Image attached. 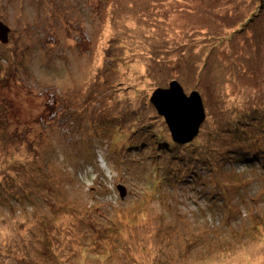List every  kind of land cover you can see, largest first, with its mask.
Returning <instances> with one entry per match:
<instances>
[{
	"label": "rangeland",
	"instance_id": "obj_1",
	"mask_svg": "<svg viewBox=\"0 0 264 264\" xmlns=\"http://www.w3.org/2000/svg\"><path fill=\"white\" fill-rule=\"evenodd\" d=\"M1 21L0 264H264V0H0ZM148 75L206 93L192 142Z\"/></svg>",
	"mask_w": 264,
	"mask_h": 264
},
{
	"label": "water",
	"instance_id": "obj_2",
	"mask_svg": "<svg viewBox=\"0 0 264 264\" xmlns=\"http://www.w3.org/2000/svg\"><path fill=\"white\" fill-rule=\"evenodd\" d=\"M8 28L0 22V40L7 41ZM150 103L159 116L164 118L172 140L179 144H188L194 140L200 126L206 120V113L200 93L196 90L185 93L178 80H172L167 87H157L150 95ZM120 197L125 190L118 185Z\"/></svg>",
	"mask_w": 264,
	"mask_h": 264
},
{
	"label": "trees",
	"instance_id": "obj_3",
	"mask_svg": "<svg viewBox=\"0 0 264 264\" xmlns=\"http://www.w3.org/2000/svg\"><path fill=\"white\" fill-rule=\"evenodd\" d=\"M2 22V21H1ZM3 23V22H2ZM3 24H5V23H3ZM7 26V25H6ZM8 40H9V35H8ZM3 43V42H2ZM8 57L9 56H7L4 60H5V63H6V61L8 60ZM1 60V59H0ZM3 61V60H2ZM4 64L0 61V71H2V70H4ZM5 67H6V65H5ZM157 68H159V66L158 65H155V66H153L152 67V71L154 70V69H157ZM148 77L150 78V80L152 81V82H150V95H151V93H152V91L154 90L152 87H153V83H154V81L151 79V77L148 75ZM155 84V83H154ZM150 95H149V97H150ZM147 96V95H146ZM149 97H148V100H149ZM207 119H208V121L210 122V119H209V117H208V115H207V118H206V120H205V122L203 123V124H208V121H207ZM153 121V120H152ZM156 121V120H155ZM155 121H153V123H152V125H160L161 126V123L163 124L164 122H162L161 120H160V122H155ZM202 124V125H203ZM201 125V126H202ZM201 126H200V128H199V132H200V129H201ZM160 129H163L164 131H165V124H164V128H160ZM0 133H2V131H0ZM210 134V133H209ZM3 134H1V136H2ZM198 135H199V133H198ZM197 135V136H198ZM200 137V136H199ZM240 139H244V137L243 138H240ZM245 143V145H247V146H252L253 148H254V151H255V147H254V138L252 139V140H243ZM164 147V146H163ZM206 147V144L203 146V148H205ZM198 149V147L197 146H193L192 145V147H191V150H197ZM255 153V152H254ZM256 154V153H255ZM236 194H239V195H243L244 193H236ZM229 196V195H228Z\"/></svg>",
	"mask_w": 264,
	"mask_h": 264
},
{
	"label": "bare ground",
	"instance_id": "obj_4",
	"mask_svg": "<svg viewBox=\"0 0 264 264\" xmlns=\"http://www.w3.org/2000/svg\"><path fill=\"white\" fill-rule=\"evenodd\" d=\"M173 80H176V79H173ZM172 81V80H171ZM170 82V81H169ZM157 88V87H156ZM197 89V88H196ZM196 89H194V90H196ZM194 90H192V91H194ZM196 91H198L199 93H200V95H201V93L202 94H206L205 92H202L200 89H197ZM153 92V91H152ZM186 93V92H185ZM190 93V92H189ZM188 93V94H189ZM212 94H214L213 92H211V95ZM215 95V97L218 95V94H214ZM202 97V96H201ZM149 99H150V97H149ZM149 102H150V100H149ZM203 102V101H202ZM203 106H204V104H203ZM205 109V108H204ZM156 111V110H155ZM206 113V112H205ZM206 118H207V116H206ZM165 122V121H164ZM165 124V123H164ZM165 126H166V128H167V130L165 129V132L168 134L169 133V141L172 143H176V142H174L173 140H172V137H171V133H170V131L168 130V127H167V125L165 124ZM199 133V132H198ZM198 135V134H197ZM197 137V136H196ZM195 139V138H194ZM165 144H167V142H165ZM176 144H178V145H180L179 143H176ZM133 144H131V146H132ZM173 174H175V173H173Z\"/></svg>",
	"mask_w": 264,
	"mask_h": 264
}]
</instances>
